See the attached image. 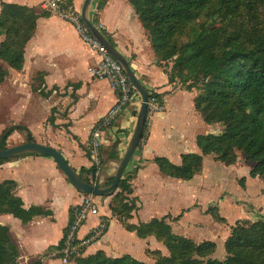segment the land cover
<instances>
[{"label": "crops", "instance_id": "1", "mask_svg": "<svg viewBox=\"0 0 264 264\" xmlns=\"http://www.w3.org/2000/svg\"><path fill=\"white\" fill-rule=\"evenodd\" d=\"M44 1L0 0V13L4 4H10L28 8L36 14L33 33L23 46L22 67L15 69L3 59L0 63L6 62L7 66H0L6 71L2 82L8 80L13 93L19 90L28 95L50 92L47 97L41 96L55 101L51 109L57 107L58 113L53 114V120L49 121L50 113L44 125L39 122L42 133H37L38 124L36 129L29 128L27 120L31 119L23 116L21 105L5 107L4 111L7 109L13 114L12 118L9 116V122L23 121L25 124L21 125L32 131L35 141L58 150L79 172L81 168L91 166L86 154L91 129L114 105L117 94L106 80L95 78L89 70L97 64L99 56L81 41L73 24L43 9ZM82 2L71 0L73 10L79 12ZM101 2L103 6L98 9ZM87 15L91 21L97 18L96 26L107 32L146 89L158 93L160 97L165 96L166 101L160 110L147 112L141 145L126 168V172L136 169L130 180L132 192L129 196L135 198L138 209L125 222L112 212L110 196L94 195L98 212L89 215L77 236L93 237V231L100 222H105L106 227L101 236L82 248L80 255L85 257L101 251L114 258L128 254L153 264L150 253L158 250L167 255L166 247L153 235L138 237L125 224L136 226L153 218H165L176 235L197 243L204 240L214 242L215 250L211 257L223 260L226 254L224 242L230 233V226L238 219H250L255 215L247 205L258 212L264 209V179L249 175L250 163L244 169L238 167V162L225 165L212 158L224 165L234 182L238 178L239 183L234 185L236 188L239 185L243 193L242 197H238L227 190L226 179H213L210 175L204 178L210 154L203 155L201 171L189 180L161 173L154 161L156 157H165L172 164L180 165L181 154L200 153L195 138L204 134L198 130L205 123L194 107L196 93L177 86L175 82L169 83L167 72L159 66L148 33L129 0H91ZM4 38L5 35L1 34L0 42ZM140 103V96H135L103 132V177L114 172L115 159L123 155L135 128ZM17 124L20 123H10L9 127ZM205 125L207 130L213 127L212 124ZM9 137L18 142L25 140L22 132L17 130ZM111 151L117 154V158L109 157ZM240 179H243V185ZM5 180L15 183L13 194L21 199L24 208L37 206L48 212L33 216L27 223H22L10 213H0V225L8 228L9 238L17 247V261L25 257L31 264L40 258L44 264H61L57 245L63 238L72 210L80 203L83 194L72 186L56 162L44 154H21L0 161V182ZM106 181L103 180L101 186ZM250 181L258 186L254 192L250 189ZM212 185L217 188L216 195L208 196L202 203V192ZM209 200L210 203H207ZM212 201L217 202L213 204ZM209 206L216 207L225 221H216L206 213Z\"/></svg>", "mask_w": 264, "mask_h": 264}, {"label": "trees", "instance_id": "2", "mask_svg": "<svg viewBox=\"0 0 264 264\" xmlns=\"http://www.w3.org/2000/svg\"><path fill=\"white\" fill-rule=\"evenodd\" d=\"M65 1L62 6L67 8L71 0ZM251 1L255 0H129L148 33L159 66L161 63H171L169 70L165 69L169 83L178 80L180 84H187L186 90L198 87L200 92L194 98V107L203 122L223 125L217 134L197 135L195 141L200 153L181 154L180 165L172 164L165 157H156L154 161L161 173L189 180L201 171L203 155L213 154L223 164L231 165L235 163L236 152L239 151L245 160L252 162L249 175L264 177V45L258 43L245 48L230 37L229 42L218 49L221 39L218 28L214 25H191L210 5L218 3L219 11L231 14L238 4H250ZM102 6L103 2L97 8L101 9ZM35 17L34 11L28 8L10 4L2 6L0 35L4 34L5 38L0 42V59L15 69L22 67L23 46L33 33ZM92 22L98 25L96 17ZM185 26H189L187 40L176 45L172 38ZM100 31L115 46L107 32L103 29ZM5 75L6 71L0 66V83ZM147 91L149 98L155 95L160 100L158 93ZM40 93L47 97L50 92ZM52 111L49 121L53 120ZM16 130L25 133V141L34 140L26 126L17 124L3 129L1 147H6V139ZM115 145L116 142L113 143ZM109 157L117 158V154L111 151ZM135 171L123 175L110 203L112 212L125 222L138 209L135 198L129 196L132 192L130 180ZM78 173L86 182L93 183L96 168L83 167ZM240 182L243 185V179ZM110 183L111 180H107L103 186ZM14 188L15 183L11 180L0 182V213H10L22 223H27L35 215L48 214L37 206L24 208L21 199L13 194ZM113 197L121 198L120 206L114 204ZM205 212L216 221H225L214 206H209ZM125 225L138 237L153 235L166 247L167 255L158 250L150 253L153 264H264L263 220L252 223L247 219L236 220L230 226V233L224 242L226 254L223 260L211 257L215 250L214 242L204 240L197 243L176 235L165 218H153L136 226ZM65 233L66 228L57 245L58 250L62 248ZM17 257V247L9 238L8 228L0 225V264H16ZM31 264L44 263L37 258ZM74 264L147 263L128 254L111 258L98 251L89 256L75 257Z\"/></svg>", "mask_w": 264, "mask_h": 264}, {"label": "rangeland", "instance_id": "3", "mask_svg": "<svg viewBox=\"0 0 264 264\" xmlns=\"http://www.w3.org/2000/svg\"><path fill=\"white\" fill-rule=\"evenodd\" d=\"M66 2V1H65ZM67 10H73L72 3L68 5L66 8ZM218 3L214 5H210L204 12H202L198 18L195 20V22L191 25H214V27L218 28L221 32V39H220V45L217 46L219 49L222 47L225 43L229 42L230 37H233L232 41L239 46H243L245 48L253 47L255 44L261 43V45H264V1L262 0H255L251 1L250 4L247 3H240L237 6V9L234 13L229 12H223L219 11ZM189 29V26H185L178 34L174 35L172 38V41L176 45H180L183 42L187 40V30ZM166 64V65H164ZM0 65L2 67H6V62H1ZM171 63H161V67L163 69L169 70ZM11 82V80H10ZM8 80L0 83V137L3 133V127L6 125L5 128L9 127L11 124H25L23 121L15 122L10 121L9 122V116L12 118L11 114L12 112H8L7 109L4 111L5 107L9 108L14 105H21V113L24 115H27V118L31 119L30 121L27 120L26 122L29 125V128L36 129L38 124V130L35 131L37 133H42V127L40 124H45V119L48 118V116L51 113V107L53 104H56L55 101H53L51 98L45 99L40 94L34 93L32 95L24 94L23 92L15 91L13 93V90L9 88ZM15 83V82H14ZM175 84L181 88H185L187 84H180L178 80L175 81ZM198 88V87H197ZM192 88L191 91H194L196 94L199 93V89ZM7 111V112H6ZM19 111V109H18ZM52 113L55 114L58 113L57 107H54V110ZM60 114V112H59ZM24 120V118H23ZM15 122V123H12ZM40 122V124H39ZM43 124V125H44ZM205 125V124H204ZM199 129V133H205L206 131L208 133H214L217 134L223 129L222 123H213L212 128L209 130L206 129L205 125ZM32 132V131H31ZM23 137L25 136V133H22ZM26 137V136H25ZM23 140L22 142H24ZM22 142L14 141L13 138H7L5 141V146H12L16 144H20ZM141 145V144H140ZM139 145V146H140ZM237 159L235 161L236 164L238 162V167H243L252 165V162H248L245 160L241 152H236ZM217 160L216 157L213 154H210V157L206 160V171L204 178H207L212 176L213 179H226V186L227 190L230 191L232 194L237 195L238 197H242L243 193L241 192L240 186L234 185L235 182L238 184V178H236V181L232 180V175L230 176L227 174L228 172L225 171V167L222 163L218 161H214L213 159ZM102 164V163H101ZM214 166L217 168V170L214 168ZM245 169V168H244ZM229 176V177H228ZM264 179V177H260ZM250 189L251 191H255L257 189L256 182L253 183V181H250ZM217 188L215 185H212V187H208L207 189H204L202 192L203 199L202 203L206 202V199L208 196L212 197L216 195ZM118 191V189L110 196H114V194ZM201 196V193H200ZM247 197V196H245ZM252 197V196H250ZM253 200L256 198L252 197ZM114 204L117 206H120L121 198L118 199L117 197H113ZM112 202V199H111ZM217 201H212L213 204H215ZM238 202V201H237ZM210 203V200L207 202ZM206 203V204H207ZM240 203V202H238ZM242 203V202H241ZM118 206V207H119ZM249 209L252 210V212H255L252 218L247 219L250 223L256 222L258 220L264 221V209H262L261 212H258L257 210H253V207L247 205ZM246 207V208H247ZM245 208V209H246ZM231 217V216H229ZM90 218V217H89ZM223 251V248L221 246L220 248ZM219 249V250H220ZM224 253V252H222ZM78 256H81L80 254ZM76 256V257H78ZM27 258L21 257L18 259L16 264H30ZM72 264H74V259L72 260Z\"/></svg>", "mask_w": 264, "mask_h": 264}, {"label": "built area", "instance_id": "4", "mask_svg": "<svg viewBox=\"0 0 264 264\" xmlns=\"http://www.w3.org/2000/svg\"><path fill=\"white\" fill-rule=\"evenodd\" d=\"M64 2L65 0H45L42 7L45 10L58 14L61 18L74 25L81 41L99 56L97 64L89 68L92 76L97 79L106 80L117 94V100L114 105L91 129L87 142V157L91 166H94L97 171L101 166L103 132L112 124L116 115L139 94L130 83L120 63L91 34L86 25L81 21L79 12L67 10L62 6ZM159 99L155 95L151 98L148 97L149 111H158L163 107L166 97L162 96ZM94 197L92 194H83L80 203L72 210L71 221L66 226L62 248L58 252L61 264H72V260L81 254L82 248L85 245L104 233L106 224L105 222H100L93 231V237L79 238L77 236L79 228L89 215H94L98 212V206Z\"/></svg>", "mask_w": 264, "mask_h": 264}, {"label": "water", "instance_id": "5", "mask_svg": "<svg viewBox=\"0 0 264 264\" xmlns=\"http://www.w3.org/2000/svg\"><path fill=\"white\" fill-rule=\"evenodd\" d=\"M91 0H83L79 14L81 21L86 25L91 34L96 37L109 51V53L120 63L130 83L134 86L141 98L140 107L137 114L135 128L129 143L123 155L115 159V170L111 175L103 177L102 167L96 171L95 180L93 183L86 182L79 173L65 160L62 154L50 145L39 143L35 140H29L20 144L1 147L0 160L12 158L21 154H44L50 156L61 171L66 175L72 186L81 194H92L95 196H111L117 189V185L126 172L135 150L139 146L142 138L143 130L146 123L148 112V91L139 78L131 69L126 58L121 55L107 38L101 33L100 29L89 19L87 15L88 7ZM103 180H111V183L106 186H101Z\"/></svg>", "mask_w": 264, "mask_h": 264}]
</instances>
